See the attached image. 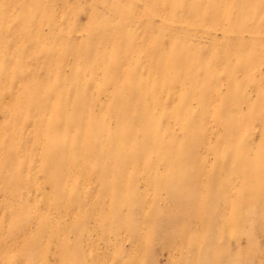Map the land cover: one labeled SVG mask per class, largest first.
Masks as SVG:
<instances>
[{
    "label": "rangeland",
    "instance_id": "obj_1",
    "mask_svg": "<svg viewBox=\"0 0 264 264\" xmlns=\"http://www.w3.org/2000/svg\"><path fill=\"white\" fill-rule=\"evenodd\" d=\"M0 264H264V0H0Z\"/></svg>",
    "mask_w": 264,
    "mask_h": 264
}]
</instances>
